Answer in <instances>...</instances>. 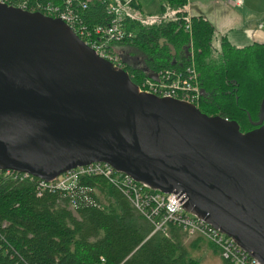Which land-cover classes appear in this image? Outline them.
Masks as SVG:
<instances>
[{
    "label": "water",
    "instance_id": "water-1",
    "mask_svg": "<svg viewBox=\"0 0 264 264\" xmlns=\"http://www.w3.org/2000/svg\"><path fill=\"white\" fill-rule=\"evenodd\" d=\"M256 125L241 133L190 103L139 92L59 20L0 4V171L49 181L106 163L182 193L186 211L264 264V103Z\"/></svg>",
    "mask_w": 264,
    "mask_h": 264
},
{
    "label": "trees",
    "instance_id": "trees-1",
    "mask_svg": "<svg viewBox=\"0 0 264 264\" xmlns=\"http://www.w3.org/2000/svg\"><path fill=\"white\" fill-rule=\"evenodd\" d=\"M101 1L87 0L88 23L102 22ZM159 2V13L149 23L125 16L133 34L125 44L145 55L148 70L192 63L203 90L198 111L234 122L241 133L253 131L263 113L264 43L238 47L221 36L214 50L213 27L203 17H189L185 0ZM130 8L139 13L134 2ZM129 69L145 75L141 68ZM79 182L90 188V202L77 192L36 195L34 178L0 171V264H98L99 256L105 264H198L187 256L178 228L169 227L166 236L151 232L149 222L103 177Z\"/></svg>",
    "mask_w": 264,
    "mask_h": 264
},
{
    "label": "built area",
    "instance_id": "built-area-1",
    "mask_svg": "<svg viewBox=\"0 0 264 264\" xmlns=\"http://www.w3.org/2000/svg\"><path fill=\"white\" fill-rule=\"evenodd\" d=\"M133 2L134 0H102L100 5L103 20L97 24L88 23L85 20L88 9L87 0H0V4L7 7L39 13L59 20L85 46L108 61L114 69L124 71L130 79L135 78V85L139 92L160 98L176 99L198 108L200 86L192 63L185 67L180 63L179 69L148 70L144 76L140 77L129 69L133 66L120 56L118 46L124 44L133 35L126 29L124 23L125 16L132 11L130 5ZM234 2L236 5L240 4V0H234ZM147 73H155L156 79L147 77ZM2 173L12 178H34L26 173L11 170H4ZM90 176H101L114 186L149 222L152 227L151 232H159L166 236L169 227H175L184 235L201 237L217 250L220 258L227 264H259L240 249L230 237L186 211L183 208L185 198L182 193L166 194L150 189L134 181L130 176L115 171L106 163L92 162L69 169L49 181L34 178L36 195H40L43 191H58L65 194L77 192L84 202H90L86 194L90 188L79 182L82 178ZM98 264H105L102 256L98 257Z\"/></svg>",
    "mask_w": 264,
    "mask_h": 264
},
{
    "label": "crops",
    "instance_id": "crops-1",
    "mask_svg": "<svg viewBox=\"0 0 264 264\" xmlns=\"http://www.w3.org/2000/svg\"><path fill=\"white\" fill-rule=\"evenodd\" d=\"M150 1L134 0L139 14L144 15V3ZM156 1L157 12L152 14L153 16L159 13L160 2ZM185 3L189 17L200 16L211 24L215 34L213 39H218V44L221 36L238 47L254 42L264 43V0H240L239 5H236L234 0H185ZM135 18L140 19L136 16ZM118 50L122 59L129 65L135 68L141 66L135 58L137 52H140L138 49L124 43L118 46Z\"/></svg>",
    "mask_w": 264,
    "mask_h": 264
},
{
    "label": "rangeland",
    "instance_id": "rangeland-1",
    "mask_svg": "<svg viewBox=\"0 0 264 264\" xmlns=\"http://www.w3.org/2000/svg\"><path fill=\"white\" fill-rule=\"evenodd\" d=\"M158 2L155 0H151L150 3L145 2L143 8V14L136 13L131 11V16L139 17L143 23H149L153 20L155 14L157 12ZM148 14V15H147ZM212 47L214 50L218 48V39L212 40ZM182 244L187 252V256L192 259L198 261V264H225V262L219 257V254L215 252L210 245L204 240H197L195 246H189L193 240H195L192 236L184 235L182 237Z\"/></svg>",
    "mask_w": 264,
    "mask_h": 264
},
{
    "label": "flooded vegetation",
    "instance_id": "flooded-vegetation-1",
    "mask_svg": "<svg viewBox=\"0 0 264 264\" xmlns=\"http://www.w3.org/2000/svg\"><path fill=\"white\" fill-rule=\"evenodd\" d=\"M140 54H141V52H137V56L135 58H136V61L141 64V66H139V68L142 69V68H145V56L143 54H141V57H140Z\"/></svg>",
    "mask_w": 264,
    "mask_h": 264
}]
</instances>
